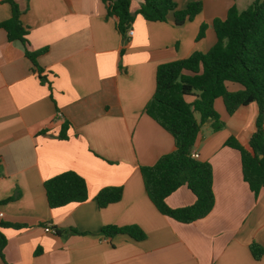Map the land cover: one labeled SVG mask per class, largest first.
Listing matches in <instances>:
<instances>
[{"label": "crops", "instance_id": "crops-1", "mask_svg": "<svg viewBox=\"0 0 264 264\" xmlns=\"http://www.w3.org/2000/svg\"><path fill=\"white\" fill-rule=\"evenodd\" d=\"M15 1L28 50H46L36 59L45 80L22 44L7 42L0 29V202L8 200L0 205V222L18 226L1 229L0 264H264V254L254 260L249 251L252 243L264 249V187L255 199L242 179L239 153L225 145L233 138L248 148L255 104L228 115L217 99L221 129L214 131L210 120L199 126L192 153L210 164L214 195L203 219L181 224L159 214L139 172L175 149L144 113L157 66L207 52L216 41L212 21L224 19L239 0H173L177 10L202 3L181 26L171 12L165 22L145 21L136 14L141 0H130L133 34L126 39L100 0ZM9 17L0 0V23ZM202 24L204 36L196 40ZM231 84L228 91L241 90ZM62 121L70 123L67 140L58 138ZM69 171L85 181L88 199L50 209L43 183ZM108 187H120L121 200L99 209L94 198ZM194 201L185 186L166 199L172 209ZM109 225L137 226L145 239L102 236Z\"/></svg>", "mask_w": 264, "mask_h": 264}, {"label": "trees", "instance_id": "trees-1", "mask_svg": "<svg viewBox=\"0 0 264 264\" xmlns=\"http://www.w3.org/2000/svg\"><path fill=\"white\" fill-rule=\"evenodd\" d=\"M106 4V17L116 18V30L123 39L133 23L130 0H100ZM10 7V17L0 23L7 42H20L24 56L33 66L41 82L42 70L36 59L46 50L29 51L27 31L22 25V13L15 0H2ZM202 11L201 2H190L177 10L173 0H141L137 15L147 22H165L169 12L175 26L192 21ZM207 25L199 28L196 40L204 36ZM212 28L216 41L205 53L193 52L185 59L158 65L155 72V90L144 107V113L165 130L174 141V151L161 156L155 164L140 167L143 187L147 198L156 211L181 224H190L206 217L214 206L212 170L207 162L191 158L199 126L207 120L213 122L212 129L222 127L213 108L221 99L225 111L232 115L239 107L255 104L257 114L254 131L243 148L230 138L225 145L240 155L241 175L249 191L257 199L264 187V0H252L249 6L239 11L231 6L224 19H214ZM238 84L240 91L230 92L226 84ZM187 98H191L188 101ZM200 116L197 122L194 114ZM70 123L62 121L58 132L60 140L68 139ZM185 186L194 196L190 206L172 209L166 199ZM47 205L50 209L69 204H80L88 199L85 181L74 172L58 174L43 183ZM120 187L101 189L94 200L99 209L121 200ZM8 200L1 201L5 204ZM18 226L0 222V259L6 240L2 228ZM76 234V231L74 232ZM56 230V235H60ZM104 237L128 236L135 241L145 239L137 226H103ZM249 251L254 260L264 254L262 246L252 243Z\"/></svg>", "mask_w": 264, "mask_h": 264}, {"label": "rangeland", "instance_id": "rangeland-1", "mask_svg": "<svg viewBox=\"0 0 264 264\" xmlns=\"http://www.w3.org/2000/svg\"><path fill=\"white\" fill-rule=\"evenodd\" d=\"M250 2H251V0H239V2L237 4V8L240 11H242V10L247 8V6L250 4ZM231 85L238 86V84H231ZM238 87H240V86H238ZM240 89H242V88L240 87ZM194 116H195V119H197L199 121V119H200L199 114L195 113Z\"/></svg>", "mask_w": 264, "mask_h": 264}, {"label": "built area", "instance_id": "built-area-1", "mask_svg": "<svg viewBox=\"0 0 264 264\" xmlns=\"http://www.w3.org/2000/svg\"><path fill=\"white\" fill-rule=\"evenodd\" d=\"M132 34H133V31L129 29V30L126 32V38L131 37ZM190 156H191V158H193V159H197V157H198L195 153H191ZM44 232H45V233H50V234H52V235H56V230L53 229V228H51V227H45V228H44Z\"/></svg>", "mask_w": 264, "mask_h": 264}]
</instances>
